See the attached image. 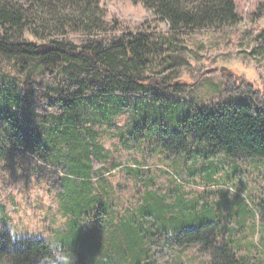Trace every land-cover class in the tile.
I'll list each match as a JSON object with an SVG mask.
<instances>
[{"label":"rangeland","instance_id":"374dc122","mask_svg":"<svg viewBox=\"0 0 264 264\" xmlns=\"http://www.w3.org/2000/svg\"><path fill=\"white\" fill-rule=\"evenodd\" d=\"M99 2L106 22L118 25L109 36L147 32L158 37L168 30L140 4ZM235 6L242 19L237 27L188 35L172 50L169 65L145 74L163 86L177 84L181 94L153 86L131 107L118 97L115 103L88 97L77 114L78 127L87 131L84 145L56 139L47 158L2 149L0 236L41 239L60 254L61 264H217L221 249L264 264V160L231 161L215 155L206 162L198 156L186 161L165 149L161 136L139 140L130 133L146 118L143 104L157 98L190 108L249 103L236 94L246 85L264 94V50L253 54L254 36L264 31V0H235ZM4 75L7 82H15L19 97L28 98V107L42 124L37 110L54 95L45 90L47 80L38 68L29 76ZM179 116H170L174 124ZM46 122L43 129L52 131ZM101 203L108 205L112 217L119 216L115 227L107 223L110 215H103ZM157 203L166 219L207 213L205 234L178 245L161 224L159 212L142 214ZM77 209L82 231H99L93 237L99 254L85 257L79 247L82 255L67 261L65 237ZM122 222L131 223L134 237L116 227Z\"/></svg>","mask_w":264,"mask_h":264},{"label":"trees","instance_id":"16d2710c","mask_svg":"<svg viewBox=\"0 0 264 264\" xmlns=\"http://www.w3.org/2000/svg\"><path fill=\"white\" fill-rule=\"evenodd\" d=\"M129 1L142 5L155 20L166 23L167 32L158 37L147 32L109 36L118 25L106 22L99 0H0V151L10 149L47 158L56 139L67 143L76 140L84 145L87 131L78 127L77 114L88 97L114 103L118 97L131 107L139 104L138 99L153 86L181 94L183 89L177 84L163 86L158 80L144 78L145 74L169 65L172 50L188 35L234 28L242 20L236 13L235 0ZM254 46L253 54L264 50V31L254 36ZM37 68L47 80L45 90L54 95L37 110L43 115L42 124L35 120L28 98L19 97L15 82H7L4 75L29 76ZM236 94L247 97L249 103L233 101L185 108L180 101L167 103L157 98L143 104L146 118L130 133L139 135V140L159 135L165 149L184 156L186 161L198 156L206 162L215 155L231 161L264 160V94L251 85ZM175 113L180 116L174 118V124L170 116ZM46 121L53 126L52 131L43 129ZM101 209L103 215H110L106 203L100 204ZM145 209V216L161 214V224L178 245L194 243L205 234L207 213L166 219L161 217L159 203L152 210ZM72 218L65 237L70 256L65 259L82 255L79 247L85 257L98 256L99 247L93 238L98 229L92 235L85 234L78 209ZM108 219L107 223L114 227L120 220L111 215ZM116 227L134 237L131 223L122 222ZM220 251L217 264H256L252 258ZM61 259L41 239L0 236V264H61Z\"/></svg>","mask_w":264,"mask_h":264}]
</instances>
